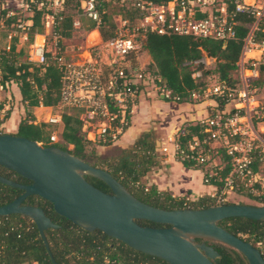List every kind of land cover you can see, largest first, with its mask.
Masks as SVG:
<instances>
[{
  "label": "trees",
  "instance_id": "16d2710c",
  "mask_svg": "<svg viewBox=\"0 0 264 264\" xmlns=\"http://www.w3.org/2000/svg\"><path fill=\"white\" fill-rule=\"evenodd\" d=\"M80 1L82 0H64V7L60 12L61 19L59 21L56 19L52 31L63 37L70 36L75 30L71 25L76 16L80 19V27L76 30L80 28L90 30L94 27V21L79 15ZM95 1L102 18V24L99 26L100 36L103 41H106L114 35L116 22L113 14L108 12L109 1ZM151 1L160 3L168 0ZM34 3L30 1L32 14L23 18L25 21H30L25 27L29 41L34 33L43 31L41 18L47 12L44 6L37 7ZM121 7L124 10L119 13V17L126 19L128 24H133L138 18L137 9L127 8L123 5ZM0 16H7L5 17L6 24L15 21V16L7 15V9L4 7L0 10ZM237 18L244 21L240 14H237ZM236 31L238 39L228 41L225 45L210 38L177 34L166 35L150 31L145 34L142 47L129 56V63L132 66H139V52H146L150 61L148 65L144 66L145 72L157 75L160 78L157 84L169 88L173 94L180 96V101H190L191 91H199L216 83L229 90H236L240 87L236 62L239 58L241 38L245 34V27L238 24ZM17 42L18 36L11 35L8 48L0 49V85L3 86L8 82L16 84L20 96L18 102L23 110V118L19 121L17 130L13 134L28 137L43 145H49L47 143L49 127L44 122L35 121L32 109L40 105L57 109L61 69L49 58L43 65L30 63L27 58L21 60L24 52L22 47L17 48ZM203 56L214 58V64L205 66L196 62ZM194 73L197 74L194 75ZM263 82L264 70L260 72V77L253 84L258 86V90H261ZM214 101L217 103L216 109L221 110L226 104L219 98ZM260 109H264V106L259 105L257 110ZM128 117L130 120L131 115ZM259 119L264 122V118ZM61 127L62 139L71 144V149L59 144H54L55 146L68 150L71 154L93 166L107 169L131 194L147 204L163 209H178L203 208L216 203L214 195H203L195 200H190L185 196H172L165 190L157 189L155 185L146 186L142 182V178L152 167L158 165L155 144L146 138L132 146L118 148V152L114 156L96 157L94 162H89L87 157L92 155L93 151H90V154L85 151V143L88 140L80 131L81 122L78 119V112L63 110ZM205 130V126L199 121L186 122L182 124L174 139L176 143L183 146L193 136L205 135ZM110 143L112 142H98L99 145ZM218 152L221 154L220 164L213 165L217 171L216 175L207 177L209 166L198 168L203 172L204 180L207 178L205 182L213 184L217 190L223 184L219 177H225L230 170L227 155L222 149ZM182 163L192 167L187 162ZM100 164L105 166H99ZM252 167L253 171L262 170L264 172V153L254 154ZM0 174L19 183L27 181L14 171L2 166H0ZM84 178L100 190L110 192V189L102 181L88 175H85ZM240 191L257 203L264 204V193L253 195L242 191V188H237L236 192ZM21 192L18 188L0 183V205L12 201ZM222 203L233 202L223 201ZM23 204L40 206L51 221L59 225L56 229L45 231L51 256L58 264H168L163 259L137 251L98 229L93 231L82 229L57 214L49 201L37 195L26 197ZM135 221L142 226H167L143 219ZM218 224L240 238L250 241L260 250L264 258V221L231 217L219 221ZM213 246L220 254V257L216 258L215 264H247L244 256L234 249ZM0 264H52L35 224L27 217L20 214L0 215Z\"/></svg>",
  "mask_w": 264,
  "mask_h": 264
},
{
  "label": "built area",
  "instance_id": "2783aa9c",
  "mask_svg": "<svg viewBox=\"0 0 264 264\" xmlns=\"http://www.w3.org/2000/svg\"><path fill=\"white\" fill-rule=\"evenodd\" d=\"M36 1L33 2L37 4L46 0ZM49 1L51 22L45 32L34 33L27 51L30 63L43 65L49 58L61 69L57 104L60 111L48 113L47 118L41 120L49 127V145L64 142L59 131L63 110L78 112L80 131L85 138L91 135L93 141L113 142L128 127V115H131L136 99L146 86L165 98L181 100L169 88L157 84L160 81L157 75L145 72L140 63L139 66L129 63V56L142 47L147 32L210 38L225 45L238 39V24L245 27L236 62L240 87L229 90L216 83L199 91L193 90L189 96L193 100L219 98L225 101L224 107L231 105L233 111H225L224 107L213 110L208 117L199 121L205 126L206 132L202 131L205 135H195L183 146L172 140V156L192 166L199 167L203 163L212 166L215 165L211 163L214 159L208 152L217 147L219 149H215V152L222 149L230 164L228 174L219 178L224 187L231 189L238 184L250 186L255 175L252 167L254 154H260L264 148V122L261 120L262 131L258 132L253 121L254 115L257 119L264 118V109L257 110V93L260 90L253 84L264 70V0H168L160 3L120 0L127 8L137 9L138 18L133 24L119 18L114 35L106 41L100 36L102 18L96 1L82 0L79 15L94 21V27L87 30V34L95 32L96 38L92 40H96L71 60H66L62 55L63 36L52 31L56 19H61L64 0ZM237 14L242 15L244 21L237 18ZM23 26L19 24V27ZM71 26L73 29L80 27L78 16L73 18ZM48 37L52 40L51 47L47 43ZM196 62L212 66L214 58L203 56ZM39 107L47 109L42 105ZM48 109L50 112L53 110L52 107ZM161 151L167 153L168 150L162 146ZM216 174L217 171H210L207 177ZM215 197V204L222 203L223 198L219 195Z\"/></svg>",
  "mask_w": 264,
  "mask_h": 264
},
{
  "label": "water",
  "instance_id": "95a60500",
  "mask_svg": "<svg viewBox=\"0 0 264 264\" xmlns=\"http://www.w3.org/2000/svg\"><path fill=\"white\" fill-rule=\"evenodd\" d=\"M0 166L29 180L27 184L19 183L0 174V183L22 191L0 205V215L20 214L30 219L52 264L58 263L51 256L45 231L59 225L40 206L23 204L30 195L49 201L57 214L82 229H98L168 264H215L220 254L213 245L234 249L247 264H264L257 247L218 224L231 217L264 221V204L218 203L203 208L163 209L139 200L107 169L93 166L61 147L7 132L0 133ZM85 175L102 181L110 192L92 185ZM136 219L167 226H142Z\"/></svg>",
  "mask_w": 264,
  "mask_h": 264
},
{
  "label": "rangeland",
  "instance_id": "374dc122",
  "mask_svg": "<svg viewBox=\"0 0 264 264\" xmlns=\"http://www.w3.org/2000/svg\"><path fill=\"white\" fill-rule=\"evenodd\" d=\"M30 1L32 2L35 0H30ZM30 1H27V0H0V10L2 7H4V9H7V15H14L15 16V21H13L9 24H6V22H5V17H7V16H5V17L0 16V49L8 48L11 35H17L18 36L17 48L22 47L23 52H24L23 56L20 58L21 60L27 58V51H28L29 45H30L29 42H31V41H29V36H28L27 30L25 28L26 25H28L30 23V21L29 20H27V21L23 20L24 17L30 16L32 14V10H31L32 6L30 5ZM108 1H109L108 12L113 14L116 24L119 25V18H120L119 13L123 12L124 9L121 7V5H124V4L120 0H108ZM37 4H36L37 7H39V6L41 7V5H43L44 9L47 11L45 13V15H43V17L41 18V23H43L42 24L43 25L42 26L43 27L42 32H45L47 29V26H49V24L51 22L50 21L51 20L50 15L48 14L52 10L51 5H50V1L46 0L43 3L39 2ZM124 7H126V6L124 5ZM19 24H23L24 26L19 27ZM75 30L72 31V34L70 36L63 37V39L61 40V46L63 48V54L62 55L66 60H71L74 57L76 58L77 55H80L82 53L83 49L87 48L94 40H96V39L92 40L93 38H96L95 33L91 32L88 35L87 32H89V31H87L84 28H80L76 31ZM33 36H34V34H33ZM32 39H33V37H32ZM47 43L49 46L52 43V40L49 37L47 38ZM138 59H139L140 65H142L143 67L148 65V63L150 61L148 55L144 51L139 52ZM195 74H197V73H194V75ZM16 88H17V86L14 82H8L7 84H5L3 86L0 85V124H1L2 120H4L6 118V116H8V115L10 116V114H14V116H13L14 119L12 121H10L13 125L17 124L18 120H21L23 118V112H21V110H20L21 105L18 102L17 98L13 94L14 92L16 93ZM149 88H150V86H146L143 89V91L145 93H143V91H142V93L144 94L143 96H145L146 100L148 99L147 98L148 97L147 96L148 91L151 92V90H148ZM262 88H264V82H263ZM262 91L259 92V93H261L260 95H259V93H257V97L260 100L258 104L260 106H264V92H262ZM150 92H149V94H150ZM154 92H156V91H154ZM156 95H159V93L156 92ZM138 101L139 100L137 98L135 101V104ZM168 101H172L174 103L175 102H181V101H175L173 99H168ZM195 101L199 102L200 100L199 101H198V99H195V100L191 99L190 100V102H195ZM224 108H225V111H228V110L233 111L231 105H227ZM8 111H9V114H7ZM32 111H33V114L35 116V121L41 122V120H45L47 118L48 113H54L56 111L59 112L60 110L53 109L52 112H50L49 109H41L39 107H37V108L35 107L32 109ZM131 115H132V113H131ZM170 117L174 118V116H170ZM255 119H257V118L254 115V120H253L254 121V127L258 132H261L262 131L261 120L260 119L255 120ZM155 124H157L156 121H153L147 130L139 132V134L136 135L137 136L136 138L138 139V141H136V142H139L144 138H146L147 140H149L150 142H153V143H154V140H156V139L160 140L161 143L164 142L167 139V137L165 136V134L163 132L160 133L159 130H157V129L155 130L153 128V126ZM163 128H164V130H166V132H168V133L170 132L171 127L169 125L168 120H166L164 122ZM4 129H6V128L0 125V133L4 132L3 131ZM59 131L61 132V136H62L61 125H59ZM160 134H162V135H160ZM175 135H176V133L173 135V137H172V139H170V141L175 140L174 139ZM86 139L88 140V142L85 143L86 153L90 154V151H93V154L89 155L87 157L89 162H94L96 157L105 158V157L114 156L118 152V148H124L118 144L119 143L118 140L113 141L110 144L99 145L98 141L91 140V135L86 136ZM262 139L264 140V135L262 136ZM165 142H167V141H165ZM134 144H132V145H134ZM61 145L65 146V147H69L68 149H71L70 148L71 144H68V143L62 141ZM215 149H217V147ZM215 149L209 151L208 154H212V158L214 160L217 159V161H220L221 154H220V152L216 153ZM262 153H264V148H263ZM211 163H213V162H211ZM205 164L204 163L200 164L199 167L192 166V165L191 166L193 169H194V167L197 169L208 167V165L207 164L205 165ZM99 166L104 167L105 165L100 164ZM260 166H262V165H260ZM210 171H215V169L213 168V165L212 166L209 165L208 173ZM193 175H194L193 178L192 177L188 178L189 176L186 175V177H184V180L189 179V181L192 184H195L197 186L204 184L202 178L200 177V173L198 171H195V173ZM146 186H148V185H146ZM240 186L241 185L238 184V185L232 187L231 190H229L228 187H224V184H222L218 190L216 189V193L214 194V196L219 195L221 198H223L221 202L227 201V202H233V203L260 204V203H257L254 199H252L250 197H249L250 201L246 200L245 196H247V194H245L244 192H241V191H240L241 193L236 192V191L234 192V190H237V188H240ZM242 190H243V188H242ZM247 192L251 193L250 191H247ZM259 193H262V192L260 191Z\"/></svg>",
  "mask_w": 264,
  "mask_h": 264
},
{
  "label": "crops",
  "instance_id": "0c3cea01",
  "mask_svg": "<svg viewBox=\"0 0 264 264\" xmlns=\"http://www.w3.org/2000/svg\"><path fill=\"white\" fill-rule=\"evenodd\" d=\"M148 90H151V92L148 91L147 100L145 96H143V93H145L144 91L139 95V101L134 105L129 125L119 137L118 144L122 147L131 146L138 141L136 135L139 134V132L147 130L151 123L156 121L157 124H155L153 128L159 130L160 133L163 132L167 137L165 140L167 142L164 141L161 143L158 139L154 140L158 165L152 167L151 170L146 173L142 178V182L148 186L155 185L157 189L165 190L172 196H185L190 200H195L203 195H214L216 193V187L213 184L205 182L203 172L200 169H193L192 167L185 166L181 161L172 156L173 144L170 139H172L175 133L177 134L182 124L186 122L194 123L208 117L213 110L216 109L217 103L213 99H201L200 101L198 100L199 102L181 101L174 103L168 101V98L162 95H156V92H154L151 87ZM260 91L264 92V88ZM13 94L17 100L20 99L17 88L16 93L14 92ZM260 94L261 93H259V95ZM46 107L48 109V106ZM39 108L44 109L42 107ZM20 110L23 112L22 108ZM13 116L14 114H10V116L8 115L2 120L0 125L6 128L3 130L4 132L12 134L16 132L20 120H18L17 124L13 125L10 122L14 119ZM170 116H174V118ZM166 120L169 121L171 127L169 133L163 128ZM162 146L167 148V153L161 151ZM218 162L217 159L213 160L215 165H217ZM195 171L200 173V177L204 184L197 186L192 184L189 179L184 180L186 175L189 176L188 178H193ZM254 172L255 175L250 186L241 185L240 189L243 188L242 191H250L253 195H259L260 191L264 193V172L262 170ZM235 191L236 190H234V192ZM245 197L246 200L250 201L248 196Z\"/></svg>",
  "mask_w": 264,
  "mask_h": 264
},
{
  "label": "flooded vegetation",
  "instance_id": "af4514ba",
  "mask_svg": "<svg viewBox=\"0 0 264 264\" xmlns=\"http://www.w3.org/2000/svg\"><path fill=\"white\" fill-rule=\"evenodd\" d=\"M27 180V179H26ZM24 184H27V183H29V180H27V181H25V182H23Z\"/></svg>",
  "mask_w": 264,
  "mask_h": 264
},
{
  "label": "bare ground",
  "instance_id": "6f19581e",
  "mask_svg": "<svg viewBox=\"0 0 264 264\" xmlns=\"http://www.w3.org/2000/svg\"><path fill=\"white\" fill-rule=\"evenodd\" d=\"M95 33V32H94ZM95 36V35H94Z\"/></svg>",
  "mask_w": 264,
  "mask_h": 264
}]
</instances>
